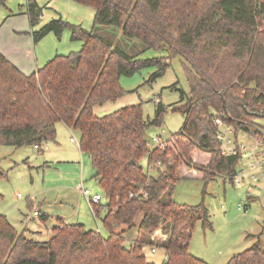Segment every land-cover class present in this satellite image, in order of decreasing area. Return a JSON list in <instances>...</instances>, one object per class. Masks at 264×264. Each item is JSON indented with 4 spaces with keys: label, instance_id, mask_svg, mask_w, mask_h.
Segmentation results:
<instances>
[{
    "label": "trees",
    "instance_id": "trees-1",
    "mask_svg": "<svg viewBox=\"0 0 264 264\" xmlns=\"http://www.w3.org/2000/svg\"><path fill=\"white\" fill-rule=\"evenodd\" d=\"M73 1L95 9L93 29L58 19L34 32L33 39L36 44L50 34L61 39L69 29L72 40L82 42L80 51L56 56L29 76L0 53V146L41 151L56 143L59 123L79 132L80 150L89 156L94 180L105 193L106 215L101 218V202L94 213L109 235L60 220L51 239L38 242L0 216V264H152L146 246L165 250L163 264H208L190 252L197 225L211 226L207 210L177 204L172 197L183 172H201L206 184L219 175L232 183L236 174L240 157L222 155L209 106L227 114L230 120L223 121L236 132L263 138L250 133L249 123L254 119L250 114L264 115V0ZM41 13L37 2L28 0L32 26ZM102 27L113 28L117 40L121 33L146 49L165 50L167 57L140 60L112 36L100 34ZM175 57L190 66L185 69L190 94L180 104H158L153 120L144 118L142 105L104 117L95 114L96 106L126 94L121 77L156 67L155 80ZM169 110L181 113L185 124L172 136L173 144L150 149L147 131L161 127ZM203 155L205 160L195 159ZM144 157L156 177L140 165ZM141 191L146 196L131 197ZM136 227L147 239L127 248L125 235ZM228 264H264V247L256 244Z\"/></svg>",
    "mask_w": 264,
    "mask_h": 264
},
{
    "label": "rangeland",
    "instance_id": "rangeland-1",
    "mask_svg": "<svg viewBox=\"0 0 264 264\" xmlns=\"http://www.w3.org/2000/svg\"><path fill=\"white\" fill-rule=\"evenodd\" d=\"M35 1L42 8L40 21L35 26L31 25L27 15L28 0H7L5 5H0V29L5 25L0 33L3 40L7 39L9 26L18 27L21 37L31 39L34 32L58 19L87 30L94 28L96 11L90 6L73 0ZM99 33L112 36L122 49L140 60L167 57L165 50L146 49L144 43L122 38L121 33L117 40L113 28L102 27ZM82 45V42L72 40L69 29L65 30L61 39L54 34L48 35L37 43L39 68L56 56L80 51ZM168 64L165 74L155 80L151 78L158 70L156 67H143L132 76L121 77L120 83L126 94L117 101L96 106L95 114L104 117L120 109L142 105L144 118L153 120L158 104L166 107L180 104L182 96L190 94L185 72L190 66L181 57L172 58ZM212 109L215 110L212 105L208 107V110ZM184 124L185 118L181 113L169 110L161 127H152L147 131L149 148L158 146L154 141L158 137L173 144L172 136ZM79 135V132H70L65 128L58 135V145L47 144L41 151L32 146L20 149L0 146V194L3 196L0 216H6L14 228L30 240L49 241L52 237L49 230L58 226L55 221L58 217L69 224H83L87 230L98 231L105 237L109 235L101 220L105 214V193L94 180L95 171L89 156L79 150ZM236 137L240 142L256 147L257 138L247 132L238 131ZM71 138L78 142L71 144ZM195 159L205 160L206 155ZM140 165L146 172L151 171V176H157L148 157L141 159ZM180 176L172 200L185 206L203 205L211 222L210 227H205L202 222L197 225L190 245L194 255L208 264H228L234 256L256 244L264 247V207L259 200L248 199L246 187L235 186L220 175L206 184L202 173L196 170L191 174L183 172ZM85 189L103 199L104 211L99 220L95 219L83 196L82 190ZM142 217L138 216L137 225ZM125 239V246L130 248L137 240H146L147 237L140 234L136 227L125 235ZM144 254L152 264H163L165 261V250L160 247L146 246Z\"/></svg>",
    "mask_w": 264,
    "mask_h": 264
},
{
    "label": "built area",
    "instance_id": "built-area-1",
    "mask_svg": "<svg viewBox=\"0 0 264 264\" xmlns=\"http://www.w3.org/2000/svg\"><path fill=\"white\" fill-rule=\"evenodd\" d=\"M214 124L221 143L220 151L222 155L226 158L240 157L239 170L232 178V183L238 187H246L248 189V199L251 201L254 199L259 200L264 207V139H257L256 147L249 146L240 142L236 137V130L228 126L222 119L216 118ZM154 141L158 145L156 148L162 150L168 145V141L163 142L160 137L155 138ZM82 191L92 212H94V206L102 201V197L100 195H92L88 189ZM139 195L146 196L141 191L140 194L131 195V197ZM239 210H242V207H239ZM35 215L38 216V213H35Z\"/></svg>",
    "mask_w": 264,
    "mask_h": 264
},
{
    "label": "crops",
    "instance_id": "crops-1",
    "mask_svg": "<svg viewBox=\"0 0 264 264\" xmlns=\"http://www.w3.org/2000/svg\"><path fill=\"white\" fill-rule=\"evenodd\" d=\"M5 27V25H4ZM2 27L0 29V33L3 31ZM20 29L18 27H12L9 26L8 29V34H7V39L3 40L2 36L0 34V53H2L14 66H16L24 75L29 76L31 74H33L34 72H36L39 69V62H38V46L37 44L34 42L33 38H23L20 35ZM24 39V40H23ZM23 41V44H22ZM35 53H34V52ZM34 53V54H33ZM42 56L44 55V53L41 51ZM34 55L36 58V63L34 62ZM50 62V61H49ZM65 127L68 131L73 132V130L69 129L66 125H64L63 123H59L57 125V134H61V132H63V128ZM57 135V138H58ZM80 137V135H79ZM78 141H76L75 139L71 138L70 139V143L74 144L77 143ZM50 144V143H49ZM55 145H58V142L56 141ZM79 147V145H78ZM80 150V147H79ZM81 151V150H80ZM82 153V152H81ZM155 168V167H154ZM153 168V169H154ZM151 169V168H150ZM239 170V165L237 166V170L236 172ZM150 171V170H149ZM151 172V171H150ZM149 172V174H150ZM156 177V176H155ZM225 178V177H224ZM229 181L228 178H225ZM230 182V181H229ZM233 184V183H232ZM234 185V184H233ZM99 195V194H96ZM103 200V199H102ZM102 203V201H101ZM100 213H102L104 211L103 209H100ZM106 209H105V214L106 215ZM95 215V213H94ZM40 216V215H39ZM45 220V218H43ZM95 219L99 220L96 215H95ZM60 220H62L63 222H65L66 224H69L68 221L64 220V218H56V222L57 224H59ZM49 232H53V230L50 228ZM53 234V233H52ZM51 239V238H50ZM191 252V250H190ZM192 253V252H191ZM193 254V253H192ZM194 255V254H193ZM196 256V255H194ZM197 258H200L198 256H196ZM165 259H166V255H165ZM203 260V259H202ZM205 261V260H204Z\"/></svg>",
    "mask_w": 264,
    "mask_h": 264
},
{
    "label": "water",
    "instance_id": "water-1",
    "mask_svg": "<svg viewBox=\"0 0 264 264\" xmlns=\"http://www.w3.org/2000/svg\"><path fill=\"white\" fill-rule=\"evenodd\" d=\"M211 115L218 119L230 120V117L227 114H221L213 109ZM250 116L254 118L252 120V125H250V133L253 135L256 133H260L264 139V115L250 114Z\"/></svg>",
    "mask_w": 264,
    "mask_h": 264
},
{
    "label": "flooded vegetation",
    "instance_id": "flooded-vegetation-1",
    "mask_svg": "<svg viewBox=\"0 0 264 264\" xmlns=\"http://www.w3.org/2000/svg\"><path fill=\"white\" fill-rule=\"evenodd\" d=\"M252 125V121L249 123V126Z\"/></svg>",
    "mask_w": 264,
    "mask_h": 264
}]
</instances>
